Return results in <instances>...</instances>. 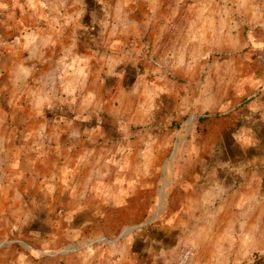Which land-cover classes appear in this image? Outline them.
I'll list each match as a JSON object with an SVG mask.
<instances>
[{
	"label": "rangeland",
	"instance_id": "obj_1",
	"mask_svg": "<svg viewBox=\"0 0 264 264\" xmlns=\"http://www.w3.org/2000/svg\"><path fill=\"white\" fill-rule=\"evenodd\" d=\"M264 264V0H0V264Z\"/></svg>",
	"mask_w": 264,
	"mask_h": 264
},
{
	"label": "built area",
	"instance_id": "obj_2",
	"mask_svg": "<svg viewBox=\"0 0 264 264\" xmlns=\"http://www.w3.org/2000/svg\"><path fill=\"white\" fill-rule=\"evenodd\" d=\"M191 256H192L191 250L190 249H185L182 252L179 260L175 264H188L189 261H190Z\"/></svg>",
	"mask_w": 264,
	"mask_h": 264
}]
</instances>
